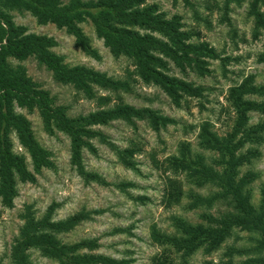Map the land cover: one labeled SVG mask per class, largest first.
<instances>
[{"label":"rangeland","instance_id":"obj_1","mask_svg":"<svg viewBox=\"0 0 264 264\" xmlns=\"http://www.w3.org/2000/svg\"><path fill=\"white\" fill-rule=\"evenodd\" d=\"M69 1L61 0L63 4ZM250 1L189 0L186 3L183 0H146L147 3H157L166 18L178 15L182 28L193 34L191 41H205L221 57H228L227 60L208 59L209 72L205 75H198L191 68L181 71L172 61L164 59L168 74L204 88L202 97L184 96L177 106L159 85L139 75L130 55H114L110 51L88 16L77 21L82 44L65 26L39 23L30 10L4 7V0H0V12L7 14L16 25L24 26L27 33L42 34L55 40L49 51L58 56L61 63L92 68L123 84L120 88H113L89 83L87 91L57 79L52 69L35 55L23 59L8 56L7 62L11 67H20L35 83L34 87L47 91L53 107L61 106L66 115L75 117L126 103L136 108H150L157 115L174 120L159 130L153 129L147 119L138 117L131 121L115 119L93 125L92 128L102 134L103 139L101 136L88 139L95 151L82 149L81 173L71 162L68 134L54 124L47 129L36 107L29 110L14 101V111L30 121L35 139L49 152L53 166L34 173V181L17 180L12 206H5L0 201V264H13L11 248L26 221L25 214L31 212L38 219L53 204V221L64 220L76 213L86 215L72 229L54 232L62 244L85 239L97 241V248H82L72 254H104L124 259L127 264H155L157 257L165 252L168 245L164 248L151 237L153 226L171 234L175 232L172 216H179L188 223L204 224L201 213L219 216L229 209L223 203L189 208L190 191L207 195L217 187L210 184L194 186L186 171L173 166V159L201 157L205 163L215 167L213 161L219 152L199 146L200 125L208 121L218 135H225L236 115L228 96L230 87L247 76L252 77L255 85H264V61L260 60L264 51V31L258 37L253 36L254 22L248 14ZM261 10L264 11V3ZM151 33L160 36L155 31ZM101 96L107 101L99 103L98 97ZM246 97L256 101L264 99V96L256 94ZM248 117V126L264 121V113L257 110L249 111ZM10 138L13 151L22 154L28 168L33 171L30 155L14 131ZM183 144L187 147L182 150ZM247 148L259 151L256 158L240 167L241 173L252 170L258 175L248 185L250 201L258 208L264 186V138L260 143L246 142L243 150ZM95 174L104 182L87 176ZM172 180L177 181L183 194L179 201L168 202L166 196ZM122 183L129 185L120 186ZM257 238V232L235 227L231 235L211 252L198 248L189 255L174 253L172 256L175 264L183 261L190 264H237L251 256L245 251L256 245ZM27 253L30 264H62L37 247L29 248Z\"/></svg>","mask_w":264,"mask_h":264},{"label":"trees","instance_id":"obj_2","mask_svg":"<svg viewBox=\"0 0 264 264\" xmlns=\"http://www.w3.org/2000/svg\"><path fill=\"white\" fill-rule=\"evenodd\" d=\"M183 1L189 2V0ZM262 3L264 0H251L249 4L248 14L254 22V37H258L264 31ZM4 7L26 8L39 23L52 22L60 27L65 26L80 42L83 41V37L77 21L88 16L97 34L103 38L110 51L114 55L120 53L130 55L139 75L144 80L159 85L177 106L184 96L202 97L204 88L168 74L164 59L172 61L181 71L186 68L194 69L198 75L209 72L208 59H228L221 57L215 48L205 41H191L193 34L182 28L180 17L173 15L171 18H166L155 2L70 0L67 4H63L61 0H4ZM153 31L160 36L153 35L151 33ZM54 44L53 38L27 33L24 26L16 25L7 14L0 12V201L5 206H12V200L16 196L17 180L34 181V173L40 172L44 167L53 166L49 152L35 139L30 121L14 111V101L29 110L36 107L47 129L54 124L68 134L71 162L81 173H83L82 149L95 151L88 139L94 136H101L103 139V135L92 128L93 125L115 119L131 121L132 118L138 117L147 119L153 129L159 130L168 122H174L169 117L157 115L150 108H136L126 103H118L110 108H99L75 117L66 115L61 106L53 107L47 91L34 87L35 83L20 67H11L7 62L8 56L23 59L35 55L52 69L57 79L73 83L77 88L87 91L89 83L113 88L123 86L120 81L113 80L92 68L64 65L58 56L49 51ZM260 60L264 61V51L260 55ZM249 94L264 96V85H255L251 76L230 87L228 96L236 115L230 131L225 135H218L208 121H203L200 125L199 146L219 152V156L213 161L215 167L205 163L201 157H196L194 160L186 157L173 159V166L186 171L194 186L203 187L210 184L217 187V190L207 195L190 191L189 208L212 207L216 203H223L229 206V209L219 216L201 213L204 224H192L179 216H172L175 232L171 234L153 226L152 239L164 245V248L169 246L164 249L165 252L161 256L157 257L155 264H175L172 256L174 253L185 256L198 248L211 252L231 235L235 227L258 233L256 245L251 250L245 251L251 253V256L237 264H264V186L261 190L260 205L255 208L250 201L248 185L258 175L252 170L240 172V167L250 163L259 155V151L255 148L243 150L245 143H260L264 138V121L248 126L249 111L257 110L264 113V99L261 101L249 99L246 97ZM106 101V97H98L99 103ZM12 131L29 153L33 171L28 168L24 156L13 151L10 138ZM186 147L187 144H183L182 150ZM122 161L127 163L125 158H122ZM87 176L92 180L104 182L96 174ZM127 185L129 183H122L120 186ZM182 194L180 185L176 180H172L166 201H179ZM53 206L54 204L50 205L46 213L38 219L31 212L25 214L26 221L11 248L13 264H30L27 250L32 247L39 248L45 255L57 258L62 264H127L124 259H116L104 254L90 252L72 254L82 248L89 250L97 248V241L85 239L72 244H62L55 237L54 232L72 229L86 215L76 213L64 220L53 221L51 220ZM233 252L234 249L230 254ZM180 264L190 263L183 261Z\"/></svg>","mask_w":264,"mask_h":264}]
</instances>
